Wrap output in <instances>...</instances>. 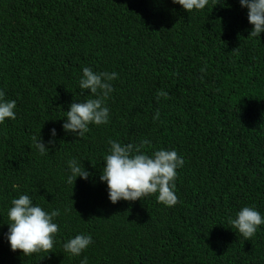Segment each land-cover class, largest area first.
<instances>
[{
    "label": "trees",
    "instance_id": "trees-1",
    "mask_svg": "<svg viewBox=\"0 0 264 264\" xmlns=\"http://www.w3.org/2000/svg\"><path fill=\"white\" fill-rule=\"evenodd\" d=\"M247 14L239 0L191 13L172 0H0V90L17 102L0 124V264H264V224L251 240L228 232L243 207L264 216V33L249 37ZM84 67L119 78L108 123L78 138L63 124L90 98ZM161 89L169 98L157 101ZM53 128L40 155L32 137L47 145ZM109 140L175 150L179 202L113 204L100 181ZM73 158L88 180L66 182ZM20 195L60 212L49 256L11 250L7 213ZM80 234L93 243L69 257L63 244Z\"/></svg>",
    "mask_w": 264,
    "mask_h": 264
},
{
    "label": "clouds",
    "instance_id": "clouds-1",
    "mask_svg": "<svg viewBox=\"0 0 264 264\" xmlns=\"http://www.w3.org/2000/svg\"><path fill=\"white\" fill-rule=\"evenodd\" d=\"M242 7L247 8L248 22L253 25L249 37L256 38L264 33V0H239ZM173 4L182 6L184 10L191 13L205 9L209 0H172ZM235 50V49H234ZM83 75L79 81L81 93L90 90V98L85 102H73L70 109L66 111V119L63 129L66 133L83 138L89 131V125L97 126L107 124L110 110L106 102L111 93L115 90L112 81L118 79L116 72H94L89 67L83 68ZM200 79L206 73V66L201 70ZM4 91L0 90V124L6 119H16L15 108L17 102L13 98H5ZM169 98V94L164 90L156 93V99ZM19 108V106H18ZM160 117L157 111L153 120ZM57 131L51 130V137L44 143L42 138L32 137L33 145L40 155H46L50 151L49 146H55ZM150 143L145 140L141 146L131 143L122 145L115 140H109V154L104 158V166L100 175V181L106 182L109 199L113 204L121 200L135 202L144 200L146 197L156 196L157 202L167 207H174L178 202L175 193L177 170L184 166V159L175 150H156L150 156L142 152V146ZM70 175L67 183L73 184L77 177L88 180L93 173L81 166L75 159L68 161ZM93 167H96L92 164ZM15 187V186H14ZM8 210V232L6 239L13 252H21L23 257H31L33 254L52 253L56 243V236L59 232V225L54 223V218L60 215L59 210L51 213L44 210L39 205H34L29 195H20L11 201ZM228 223L232 229L228 232L236 237H243L251 240L257 229L264 224V216L254 207H243L236 218H229ZM241 237V238H242ZM240 238V239H241ZM91 235H76L63 244L64 253L69 257L80 256L91 244ZM45 258V257H43ZM42 258V259H43ZM80 264H88L85 256Z\"/></svg>",
    "mask_w": 264,
    "mask_h": 264
},
{
    "label": "bare ground",
    "instance_id": "bare-ground-1",
    "mask_svg": "<svg viewBox=\"0 0 264 264\" xmlns=\"http://www.w3.org/2000/svg\"><path fill=\"white\" fill-rule=\"evenodd\" d=\"M43 85V84H42ZM45 85V84H44ZM224 101V100H223ZM146 102V101H145ZM225 102V101H224ZM142 103V102H141ZM145 104V103H144ZM139 105V104H138ZM146 106V105H145ZM141 107V106H140Z\"/></svg>",
    "mask_w": 264,
    "mask_h": 264
}]
</instances>
